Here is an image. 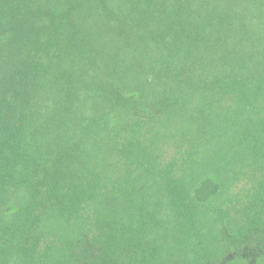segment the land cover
Here are the masks:
<instances>
[{"label":"trees","instance_id":"1","mask_svg":"<svg viewBox=\"0 0 264 264\" xmlns=\"http://www.w3.org/2000/svg\"><path fill=\"white\" fill-rule=\"evenodd\" d=\"M253 164L264 0H0V264H264L197 220Z\"/></svg>","mask_w":264,"mask_h":264},{"label":"rangeland","instance_id":"2","mask_svg":"<svg viewBox=\"0 0 264 264\" xmlns=\"http://www.w3.org/2000/svg\"><path fill=\"white\" fill-rule=\"evenodd\" d=\"M176 136L175 140H178L183 135L179 133ZM171 142L172 139H169L166 141V145H161L165 151V154L161 159L162 163H167L172 157H181V159L185 158L189 163L187 155L190 154L195 141L190 142L189 138H186L183 141V144L175 141L170 145ZM196 144L199 145L200 142H196ZM211 148L213 149L212 153L221 150L220 144L211 146ZM210 158V156H207L206 161ZM263 172L264 169H261L259 165L253 164L247 169L246 174L241 175V177L232 183L225 196L215 201L212 207L200 206L197 210V220L202 223H255L256 215L261 213L262 202L260 200V195L264 196V192L260 191L259 193L257 191L258 194L255 192L258 189L260 179L264 177ZM258 195L259 199H257ZM253 199L254 202L251 207L250 204ZM224 212H228L227 214H229L227 215V219L224 217ZM249 252L253 253L254 248L253 245L250 247V245L247 244V246L241 249H233L229 252L228 258L248 257L250 255ZM222 261L224 262V260Z\"/></svg>","mask_w":264,"mask_h":264}]
</instances>
